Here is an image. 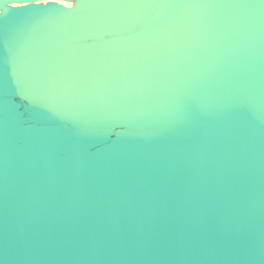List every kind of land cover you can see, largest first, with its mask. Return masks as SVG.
Instances as JSON below:
<instances>
[{
	"label": "water",
	"instance_id": "1",
	"mask_svg": "<svg viewBox=\"0 0 264 264\" xmlns=\"http://www.w3.org/2000/svg\"><path fill=\"white\" fill-rule=\"evenodd\" d=\"M0 264H264V0H0Z\"/></svg>",
	"mask_w": 264,
	"mask_h": 264
},
{
	"label": "bare ground",
	"instance_id": "2",
	"mask_svg": "<svg viewBox=\"0 0 264 264\" xmlns=\"http://www.w3.org/2000/svg\"><path fill=\"white\" fill-rule=\"evenodd\" d=\"M66 4H69V5H71L70 3H66Z\"/></svg>",
	"mask_w": 264,
	"mask_h": 264
},
{
	"label": "snow or ice",
	"instance_id": "3",
	"mask_svg": "<svg viewBox=\"0 0 264 264\" xmlns=\"http://www.w3.org/2000/svg\"><path fill=\"white\" fill-rule=\"evenodd\" d=\"M49 6L51 7V6H54V5H49Z\"/></svg>",
	"mask_w": 264,
	"mask_h": 264
}]
</instances>
